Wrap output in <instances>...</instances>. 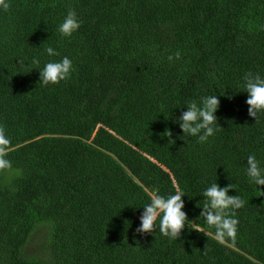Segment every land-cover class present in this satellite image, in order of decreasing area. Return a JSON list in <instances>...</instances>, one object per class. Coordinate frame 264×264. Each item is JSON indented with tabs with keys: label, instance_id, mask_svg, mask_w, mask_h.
<instances>
[{
	"label": "trees",
	"instance_id": "1",
	"mask_svg": "<svg viewBox=\"0 0 264 264\" xmlns=\"http://www.w3.org/2000/svg\"><path fill=\"white\" fill-rule=\"evenodd\" d=\"M4 3L0 128L12 167L0 169V264H264V186L245 171L250 155L264 164V114L249 115L243 91L246 73L264 76V0ZM70 10L81 27L68 38ZM64 56L71 77L42 84L40 69ZM208 95L221 101L217 131L181 139L177 121ZM213 183L245 202L222 241L201 217ZM177 189L202 232L138 235L150 195Z\"/></svg>",
	"mask_w": 264,
	"mask_h": 264
},
{
	"label": "clouds",
	"instance_id": "2",
	"mask_svg": "<svg viewBox=\"0 0 264 264\" xmlns=\"http://www.w3.org/2000/svg\"><path fill=\"white\" fill-rule=\"evenodd\" d=\"M0 6L7 9L9 5L0 0ZM81 22L75 10H70L59 25V32L71 38L79 30ZM49 56H58L55 48H46ZM175 58H180V53L175 54ZM169 60L173 57L169 56ZM22 63V62H21ZM39 64V59L32 61ZM40 69V68H39ZM73 71V62L68 56L61 60L47 62L40 69V82L44 85L58 84L62 80L69 79ZM244 90L248 94L247 104L249 105V115L257 118L258 114H264V76L256 72H248L243 77ZM221 101L217 95L202 97L200 101H192L187 105V111L177 121L183 131L181 139L187 137H197L201 143L207 142L217 131V112ZM169 142H175L173 132L168 129L165 132ZM10 141L0 128V169H10L12 163L7 159ZM246 175L249 182L258 186H264V164L256 155L247 158ZM234 185L221 186L213 183L203 191L204 204L201 217L208 228L214 229V237L222 241L228 237H234L237 232L239 221L235 216V210L244 206V200L239 195H230ZM261 190V189H260ZM264 192V191H262ZM187 193L177 189L174 193L162 195L154 192L150 195L148 203L141 206L143 208L140 216V224L136 229L138 235L153 233L156 229L171 240H178L182 237L183 230L191 224V230L202 232L199 223L193 225L189 221L185 209L184 197Z\"/></svg>",
	"mask_w": 264,
	"mask_h": 264
}]
</instances>
